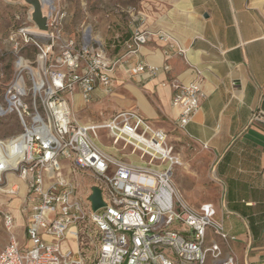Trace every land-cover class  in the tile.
I'll list each match as a JSON object with an SVG mask.
<instances>
[{
	"label": "built area",
	"instance_id": "2783aa9c",
	"mask_svg": "<svg viewBox=\"0 0 264 264\" xmlns=\"http://www.w3.org/2000/svg\"><path fill=\"white\" fill-rule=\"evenodd\" d=\"M15 18L19 25L9 41L17 74L5 89L4 104L0 101V118L15 114L22 131L0 136V185L10 173L25 182L28 244L21 246L15 218L5 213L9 239L0 264H240L236 238L215 205H190L173 182L181 162L167 132L136 111L82 124L66 98L80 94L91 104L97 89L111 90L121 66L132 78L169 70L131 63L151 33L136 30L112 58L90 27L80 40L67 33V14L57 5L44 41L27 31V15ZM114 40L121 43L119 36ZM33 70H39L41 81ZM163 86L172 89V105L180 109L177 125L186 131L205 98L201 81L186 85L172 78ZM251 121L264 126V112H255ZM101 132L116 156L98 144ZM77 171L94 176L103 208L93 211L92 190L81 193L72 178Z\"/></svg>",
	"mask_w": 264,
	"mask_h": 264
},
{
	"label": "crops",
	"instance_id": "0c3cea01",
	"mask_svg": "<svg viewBox=\"0 0 264 264\" xmlns=\"http://www.w3.org/2000/svg\"><path fill=\"white\" fill-rule=\"evenodd\" d=\"M128 24L110 41L121 35L128 39L138 29L150 32L131 63L170 69L153 78L123 75L128 80L119 84L129 97L120 102L124 110L119 112L136 111L167 132L157 120L177 123L180 109L163 84L172 78L186 85L201 81L205 98L185 132L211 154L221 195L201 204L217 208L236 238L240 264H264V126L251 121L255 112H264V0H139ZM104 93L101 87L93 98ZM10 182V189L17 183L25 192L23 181L11 176Z\"/></svg>",
	"mask_w": 264,
	"mask_h": 264
},
{
	"label": "rangeland",
	"instance_id": "374dc122",
	"mask_svg": "<svg viewBox=\"0 0 264 264\" xmlns=\"http://www.w3.org/2000/svg\"><path fill=\"white\" fill-rule=\"evenodd\" d=\"M54 6L57 5L67 14L66 32L75 34L78 40L83 36V32L87 27L93 29V37L105 44V47L112 56L117 57V45L110 41L111 37L121 31H125L129 26V21L135 14L139 0H53ZM56 4V5H55ZM21 14L28 16V9L22 8L20 5H10L5 0H0V101L3 103L5 89L8 84L16 77V55L13 54L11 43L9 41L10 33L18 28V21L15 15ZM119 19L126 28L122 29L115 19ZM23 19V18H22ZM109 25V26H108ZM36 35V34H35ZM41 41L44 36L38 35ZM27 55L30 56V48ZM121 71V76L115 74L113 86L109 92H105L103 96L94 98L91 104L86 105L79 94L74 96L66 95V98L73 110L75 118L82 124L87 121H102L108 119L120 110V102L123 103L129 94L123 90V75L126 74L124 66L117 69ZM116 72V73H117ZM128 75V74H126ZM122 79V80H121ZM122 85V86H120ZM120 87V88H119ZM121 95V96H120ZM125 96V97H122ZM4 104V103H3ZM158 125L165 127L169 141L174 146L181 164L173 169V182L181 190L187 200H191L193 204H201L205 200H219L220 186L213 180V160L211 154L203 147L199 146L189 135L180 129L177 123L168 122L164 119H158ZM22 129L15 114H10L6 118H0V136L3 139L10 138L21 133ZM102 137L98 144L108 153L116 156L117 152L111 148L112 143L106 138L105 133L101 132ZM132 160L138 161V156H132ZM9 175L19 182L21 179L10 173ZM6 177L5 185H0V250L4 249L8 243L9 234L3 225L5 213H10L16 221V234L22 245L28 244L26 238V217L22 212V205L25 194L20 192V187L15 195L6 194L11 188V176ZM72 178L80 184L81 193H88L96 184V179L90 173L74 172ZM20 179V180H19ZM14 182V183H15ZM81 184L83 187H81ZM26 187V186H25ZM24 195V196H23Z\"/></svg>",
	"mask_w": 264,
	"mask_h": 264
},
{
	"label": "water",
	"instance_id": "95a60500",
	"mask_svg": "<svg viewBox=\"0 0 264 264\" xmlns=\"http://www.w3.org/2000/svg\"><path fill=\"white\" fill-rule=\"evenodd\" d=\"M10 5H20L28 9V20L31 26L28 32L41 36L51 34V22L53 19V3L48 0H5ZM89 201L94 212L105 206L102 190L98 186L92 187Z\"/></svg>",
	"mask_w": 264,
	"mask_h": 264
},
{
	"label": "bare ground",
	"instance_id": "6f19581e",
	"mask_svg": "<svg viewBox=\"0 0 264 264\" xmlns=\"http://www.w3.org/2000/svg\"><path fill=\"white\" fill-rule=\"evenodd\" d=\"M48 1H50L51 3H53V6H54V1H53V0H48ZM53 9H54V7H53ZM86 31H87V33H88V32L90 31V29H87ZM33 74H34L35 79H36L37 81H41V75H40L39 70H33ZM0 110H1V109H0ZM9 176H11V175H9ZM21 181H23V180H21ZM23 182H24V181H23ZM24 184H25V182H24ZM17 187H18V184H17V183L13 184V188L10 189V190H8V191H6V194L15 195V193H12L11 191H12V190H15V189H18ZM25 190H26V189H25Z\"/></svg>",
	"mask_w": 264,
	"mask_h": 264
},
{
	"label": "trees",
	"instance_id": "16d2710c",
	"mask_svg": "<svg viewBox=\"0 0 264 264\" xmlns=\"http://www.w3.org/2000/svg\"><path fill=\"white\" fill-rule=\"evenodd\" d=\"M122 38H123V40H122ZM129 38H130V37H129ZM129 38H128V39H129ZM128 39H126L123 35H121V38H120V42H121V43H119V44L117 45L116 50H115V51H117V53H119L118 50L122 47V43L125 42V41L128 40Z\"/></svg>",
	"mask_w": 264,
	"mask_h": 264
}]
</instances>
